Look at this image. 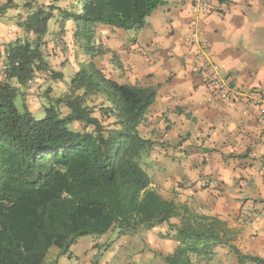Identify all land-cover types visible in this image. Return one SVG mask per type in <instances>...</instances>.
<instances>
[{
  "label": "crops",
  "instance_id": "0c3cea01",
  "mask_svg": "<svg viewBox=\"0 0 264 264\" xmlns=\"http://www.w3.org/2000/svg\"><path fill=\"white\" fill-rule=\"evenodd\" d=\"M37 1L0 0V82L6 77L8 45L35 38L21 22ZM195 1L164 0L142 28L101 25L93 52L76 45L75 28L66 27L62 39L70 49L59 54L56 41L61 34L51 27V21L43 40L54 38L58 55H44L45 60L49 68L61 73L52 85L60 88L55 91L57 97L68 91L73 75L89 61L119 83L155 88L156 100L138 127L151 143L141 163L152 187L192 213L219 218L234 231L228 244L216 246L209 255H193L192 260L195 264H264V220L241 215L244 203H264V118L260 110L264 99L258 103V95L264 98V0H210L211 10L205 15L194 10ZM7 2L9 6L1 8ZM199 44L206 47L208 61L218 64L222 75L241 93L237 105L219 99L203 75L193 72ZM145 50L154 53L148 57ZM72 65L74 72L67 78L66 70ZM13 82L19 87V99L33 114L44 108L45 96L39 97L36 86L20 87ZM94 100L101 104L93 115L103 124L114 123L113 115L101 112L110 104L106 98ZM40 103L43 107L38 108ZM60 108L69 114L67 106ZM180 221V216L172 217L170 224L174 227ZM173 227L164 223L127 234L117 231L113 240L108 235L115 231L110 230L96 239L101 244L112 242L106 254L99 252L96 243L87 250L82 247V252L75 251L74 245L66 264L73 258L78 264H168L166 257L180 246ZM51 252L58 255L59 249Z\"/></svg>",
  "mask_w": 264,
  "mask_h": 264
},
{
  "label": "trees",
  "instance_id": "16d2710c",
  "mask_svg": "<svg viewBox=\"0 0 264 264\" xmlns=\"http://www.w3.org/2000/svg\"><path fill=\"white\" fill-rule=\"evenodd\" d=\"M163 3L71 0L69 9L37 4L21 22L35 38L8 45L6 77L0 82V264H53L47 261L52 247L66 254L80 237L114 228L127 234L164 223L173 227L170 220L176 216L181 217L173 227L180 246L166 257L168 264H195L193 255H209L233 240L234 231L224 221L192 213L152 187L141 163L151 143L138 127L156 100L155 88L119 83L89 61L80 65L64 95L48 99L43 118H36L25 103L22 109L16 104L14 80L20 87L30 86L36 72L51 70L42 45L55 10L60 31L65 33V24L72 22L75 44L93 52L101 25L142 28ZM99 96L110 103L101 112L115 117L113 128L93 115ZM63 104L69 114L62 113ZM74 122L86 129L74 130Z\"/></svg>",
  "mask_w": 264,
  "mask_h": 264
},
{
  "label": "rangeland",
  "instance_id": "374dc122",
  "mask_svg": "<svg viewBox=\"0 0 264 264\" xmlns=\"http://www.w3.org/2000/svg\"><path fill=\"white\" fill-rule=\"evenodd\" d=\"M37 4L54 5L55 7L61 6L63 8L69 9V7L71 5V0H38L36 2V5ZM54 13H55V18L52 21V26L51 27H53V28L56 27L57 33L61 34L60 37L56 41V42H58L59 47H60L59 48L60 50L58 49L57 51L59 52V54H62V53L65 54L64 51H68V49H70V46L68 45V43H67V41L65 39H62V36L66 37V32L64 33V32L60 31L61 23H60V18H59V15H60L59 11L55 10ZM65 27H69V28L70 27H74V24L72 22H67L65 24ZM53 39L54 38H50L49 40H45V41L43 40L44 42H43L42 48H43V51H44V55H46V56H51V55L56 56V55H58L57 52L56 53L54 52V43H53L54 40ZM64 59H62V60H64V65H65L67 63V59L66 58H64ZM72 66H73L72 68H68L66 70L67 78H70V75L74 72V65H72ZM51 71H52L53 74H51V75L50 74L49 75H43L33 85V86H36L37 90L41 93L39 95V97L40 96H45V98H44L45 100L44 101H45L46 104L48 103V99L51 98L50 95H55L54 97H57L56 96L57 93L55 91L60 92V88L57 89L55 86H52L54 83H57L56 80L58 78V77H56L54 75V73H60V72H58L57 70H53V69H51ZM40 101H43V99H41ZM93 102L96 103L97 101L94 100ZM23 103L24 102H22L19 99V97L16 99V104H17L18 108L22 109L21 106L23 105ZM100 104L101 103L93 104V105H95L94 108L98 107ZM38 105H39L38 108H40L42 106V103H40ZM94 112H99V111L98 110H96V111L94 110ZM62 113L64 114V111H62ZM34 115L38 119L43 118L44 115H45L44 108L42 110H40V111H36L34 113ZM103 125L107 129L114 127V123H112V122H107L106 124H103ZM71 128H73L74 130H84V129H86V125L84 123H82V122H74V123L71 124ZM89 130H91V128H89ZM112 231H115V232H113V233L108 235V236L111 235L110 240L116 239L118 234L120 235V234L123 233L122 230H120L119 228H114L113 230H111V232ZM117 231H118V234H117ZM175 235L177 236V234H175ZM101 236L102 235H87V236H83V237L78 238L77 242L74 244L75 246L73 245L75 251L82 252V247L85 250H87V249H89L87 247H90L92 243H96L94 245L99 247V249H100L99 252L100 253L102 252L103 255L106 254V252L109 250L108 249L109 248V244H111L112 242H108V244H104V243L101 244V243L97 242L96 239L98 240ZM54 249L57 250L58 248L57 247H53L51 251H53ZM71 249H73V248H71ZM71 249H70V251H71ZM228 249H229V247H228ZM51 251H50L51 254H49V256L47 257V261L48 262H52L53 264H66V262L69 261L68 260V257H69L68 253L69 252L64 254V253H61L60 250H59L58 255L57 254L55 255ZM51 256L54 257V259L52 261H50L52 259Z\"/></svg>",
  "mask_w": 264,
  "mask_h": 264
},
{
  "label": "built area",
  "instance_id": "2783aa9c",
  "mask_svg": "<svg viewBox=\"0 0 264 264\" xmlns=\"http://www.w3.org/2000/svg\"><path fill=\"white\" fill-rule=\"evenodd\" d=\"M194 10L198 12L199 15H205L211 10V1L210 0H196L194 4ZM195 32L193 33V39H195ZM194 41L192 42V45ZM206 47L203 44H199L197 52L195 54V63L193 64V72L201 73L205 79V82L209 85L210 88L216 93V95L224 102H227L231 105H237L241 100V93L236 91L231 84L228 82V79L222 75L220 67L214 62L208 61L206 58ZM154 51L145 50L144 55L151 56ZM51 70L48 71H39L36 72L34 77L29 79L28 85H34L40 77L43 75H48ZM258 103H260L264 98L258 95ZM253 100L256 101V98L253 97ZM261 117L264 118V107H261ZM264 171V165H263ZM241 215L243 218H253V220H264V203L261 205L256 204L255 202H246L242 205ZM70 264H78L77 259H72Z\"/></svg>",
  "mask_w": 264,
  "mask_h": 264
}]
</instances>
